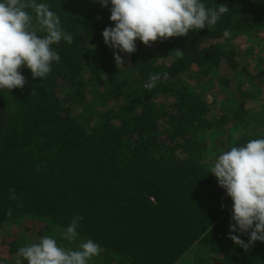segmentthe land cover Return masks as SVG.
Returning a JSON list of instances; mask_svg holds the SVG:
<instances>
[{
    "label": "trees",
    "instance_id": "obj_1",
    "mask_svg": "<svg viewBox=\"0 0 264 264\" xmlns=\"http://www.w3.org/2000/svg\"><path fill=\"white\" fill-rule=\"evenodd\" d=\"M201 2L230 10L211 30L137 40L129 55L104 43L110 0H35L73 41L52 45L60 60L46 78L24 66L25 86L0 90V264L45 235L73 250L93 240L102 251L89 264H264V243L228 238L233 202L210 172L222 152L264 138V0ZM77 215V239L63 240Z\"/></svg>",
    "mask_w": 264,
    "mask_h": 264
},
{
    "label": "clouds",
    "instance_id": "obj_2",
    "mask_svg": "<svg viewBox=\"0 0 264 264\" xmlns=\"http://www.w3.org/2000/svg\"><path fill=\"white\" fill-rule=\"evenodd\" d=\"M98 2L103 7L109 5V0ZM110 4V21L115 26L103 30L104 43L110 49L129 55L136 52L137 40L151 46L157 40L183 37L190 31L211 30L230 10L226 4L208 8L201 0H110ZM29 8L35 12L36 23L39 30L46 33L44 36L37 34ZM229 34L224 32L225 37ZM62 39L69 44L73 41V37L61 28L59 17L46 4H37L35 0L31 3L25 0L0 2V90L22 89L26 79L20 69L24 66L34 79L46 78L52 70V62L60 60L52 45ZM175 52L178 58L183 57V50ZM114 60L117 68L124 63L116 52ZM159 79L158 74H152L144 87L151 90ZM210 172L233 202L231 220L234 223L229 226L228 238L246 251L257 241L264 243V138L252 139L243 146H233L222 152ZM10 192L15 190L10 189ZM6 214L11 216V210ZM81 219L79 215L72 219L63 232V240L73 242L77 239L76 229ZM236 232L250 233L247 243L239 235L231 234ZM101 251L91 239L80 242L73 250L45 235L37 243L20 247L15 264L24 261L27 264H89Z\"/></svg>",
    "mask_w": 264,
    "mask_h": 264
},
{
    "label": "rangeland",
    "instance_id": "obj_3",
    "mask_svg": "<svg viewBox=\"0 0 264 264\" xmlns=\"http://www.w3.org/2000/svg\"><path fill=\"white\" fill-rule=\"evenodd\" d=\"M237 42L244 43V45L246 44V41H244V40L243 41H239L238 40ZM208 100H210V98ZM191 256H193V255H191ZM191 256H186V258H184V260L181 263H179V264H193L194 258L191 257Z\"/></svg>",
    "mask_w": 264,
    "mask_h": 264
}]
</instances>
